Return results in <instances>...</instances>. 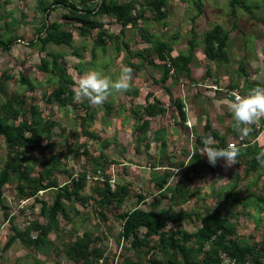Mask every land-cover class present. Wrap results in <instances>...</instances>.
Returning <instances> with one entry per match:
<instances>
[{"label":"rangeland","instance_id":"rangeland-1","mask_svg":"<svg viewBox=\"0 0 264 264\" xmlns=\"http://www.w3.org/2000/svg\"><path fill=\"white\" fill-rule=\"evenodd\" d=\"M64 1L85 14L101 0ZM241 1L247 9L237 5L232 13L229 0H166L165 18L155 20L143 0H133V14H142L134 24L93 14L98 27L86 31L76 12L55 0H0V41L11 43L0 49V117L11 126L34 125L42 139L39 149L10 151L0 136V173L10 160L15 167L0 191V264H184L144 228L137 246L122 237L119 216L136 208L164 214V232L178 236L196 234L203 218L218 214L232 240L254 249L244 264L264 262V167L250 169L251 154L229 168L222 159L213 167L198 143L206 122L227 144L240 137L224 102L264 87V0ZM49 24L71 34L68 46L41 43L40 29ZM216 26L228 35L226 62L204 54V35ZM162 43L165 55L189 58L180 73L155 51ZM54 63L72 90L88 70L115 79L123 66L136 69L130 90L103 105L73 98L64 107L46 101L58 86ZM11 108L15 120L4 115ZM242 142V150L264 148V120ZM106 185L123 192L120 206L101 201L97 190ZM43 232L40 243L21 239ZM217 241L191 238L184 246L190 264H203L208 254L209 262L235 264L221 247L213 252Z\"/></svg>","mask_w":264,"mask_h":264},{"label":"trees","instance_id":"trees-1","mask_svg":"<svg viewBox=\"0 0 264 264\" xmlns=\"http://www.w3.org/2000/svg\"><path fill=\"white\" fill-rule=\"evenodd\" d=\"M145 6L152 12L153 18L155 20H161L165 18L164 7L166 5V0H143ZM230 6L232 8V13H235V6H240L244 9H247L245 3L241 0H229ZM54 4L63 5L66 8L74 9V6L67 5V2L64 0H55ZM135 2L133 0L129 1L125 4H118L113 1L101 0L92 10L87 9L83 10L85 14H78L80 12H76L74 14L75 19L78 20L82 27H85L86 31H91L94 28L98 27V25L92 22L89 17H92L93 14L98 15H108L115 18L117 22H119L122 26H126L128 24H134L139 19L142 18V14L138 13L133 14L136 9ZM42 11L45 9L42 8ZM45 32V36L40 39L41 43L44 45L46 43H53L54 45H69L72 36L69 32L63 31L60 29L58 24H49L47 26H43L40 29V33ZM227 41L228 35L225 31H223L220 27L216 26L209 31H207L204 35L203 44H204V54L210 61H227ZM11 43H6L0 41V49L8 51L10 49ZM159 54L161 60H165L168 57L170 68L174 70L175 73H180L182 70L186 68V65L189 63V58L187 56L178 55L176 57H170L164 54L166 51L165 44H160L156 50ZM129 67H133L129 65ZM47 64L43 62L41 65V70H46ZM136 69V68H133ZM53 70L56 72L58 76V86L46 96V101L49 103H56L60 106H69L73 101V90L72 82L69 78L66 77V72L57 66L56 63L53 64ZM23 85L31 88L30 82L21 76L20 78ZM149 112L153 109V104H149L148 106ZM179 110L181 111L180 104H178ZM4 115L10 117L11 119L18 118V110L4 109ZM183 115V113L181 112ZM145 127H147L145 123ZM144 127V128H145ZM238 135V134H236ZM0 136L3 137L5 143L9 147L10 151H14L15 148H28L32 150H36L41 148V136L37 131V128L33 125H28L26 121L19 123L17 126H11L7 123L5 118L0 117ZM211 136L213 140L217 143L215 146L217 147H226L227 143L223 135H221L217 130L212 128L209 122H206L203 127V134L198 141L200 147H202V139L205 137ZM240 156H244V154H251L250 159V169L258 170L261 165L256 161L255 156L260 151L257 150L250 145L245 147L242 150L241 147ZM12 159V158H11ZM13 162L10 160L4 170L0 173V191L2 186L7 182L9 177V171L14 170ZM23 179L27 183L38 184L36 180H29L25 176ZM77 185V184H76ZM81 186V184H79ZM162 186V185H160ZM55 187L54 185L47 187L51 188ZM80 188V187H79ZM100 199L106 205H111L115 203L116 206H120L122 202L123 192L119 190L117 187L115 190H111L108 185H106L102 189L97 190ZM1 194V192H0ZM71 194L65 190L63 197L65 199H70ZM76 200H81V198L76 194ZM56 209L60 208L61 202L59 198L55 200ZM56 215V210L53 213V216ZM122 221L121 231L122 237L124 239H132V246L139 245L138 243V230L140 228L145 229V237H153L157 236L160 242V245L163 248H169L171 250L177 251L180 253L184 260V264H190V261L187 258L186 251L184 249L185 244L191 239L196 238V241L204 244L206 241L210 240L213 237H217V242H215V248L213 252L221 247V250L226 254V256L231 259L235 264H244L246 257L248 255H252L254 249L252 247L242 248L240 245L231 239L232 231L230 229L223 226L220 221L221 217L218 214H215L213 217H206L202 219L201 228L196 234H187L183 232L180 236L177 233L167 234L164 232L166 227L167 218L164 214L154 211H144L141 209H134L130 212L123 213L119 216ZM45 236V232L38 234L35 239H32L29 234H24V237L21 239L24 241L26 245L40 243L41 237ZM264 251V248H263ZM212 252V253H213ZM208 259L205 260L203 264H220V259L215 258L209 262V254L207 255ZM258 264H264V262H257Z\"/></svg>","mask_w":264,"mask_h":264},{"label":"clouds","instance_id":"clouds-1","mask_svg":"<svg viewBox=\"0 0 264 264\" xmlns=\"http://www.w3.org/2000/svg\"><path fill=\"white\" fill-rule=\"evenodd\" d=\"M134 79L131 67L123 66L115 79L98 70H88L80 76L73 88V98L77 103L87 101L91 106H101L114 94H123L130 90ZM231 113L232 129L242 138L248 137L253 126L264 120V87H253L247 94H233L224 102ZM199 154L206 156L211 166L217 161H224L223 167L229 168L237 164L241 149L236 143H228L226 147H217L211 136L202 139ZM197 153L194 151L193 156ZM256 161L264 167V148L255 156ZM187 166V165H185ZM177 171V170H176Z\"/></svg>","mask_w":264,"mask_h":264},{"label":"built area","instance_id":"built-area-1","mask_svg":"<svg viewBox=\"0 0 264 264\" xmlns=\"http://www.w3.org/2000/svg\"><path fill=\"white\" fill-rule=\"evenodd\" d=\"M242 141H243V138L242 137H238V138L232 140L229 143H236L238 147H242V146H244Z\"/></svg>","mask_w":264,"mask_h":264}]
</instances>
